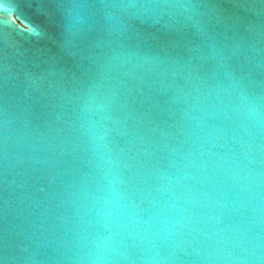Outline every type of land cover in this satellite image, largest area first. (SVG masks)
<instances>
[{
  "label": "water",
  "instance_id": "1",
  "mask_svg": "<svg viewBox=\"0 0 264 264\" xmlns=\"http://www.w3.org/2000/svg\"><path fill=\"white\" fill-rule=\"evenodd\" d=\"M136 2L0 9V264H264V0Z\"/></svg>",
  "mask_w": 264,
  "mask_h": 264
},
{
  "label": "clouds",
  "instance_id": "2",
  "mask_svg": "<svg viewBox=\"0 0 264 264\" xmlns=\"http://www.w3.org/2000/svg\"><path fill=\"white\" fill-rule=\"evenodd\" d=\"M15 8V3H14V0H0V9H4V10H13ZM140 8V5H138V3L136 2V0H128V3H125L123 4L122 6V9L121 11L126 14V15H129V16H135L137 11L139 10ZM69 15L72 16L74 19H76L78 22L81 20V18L79 17V15L75 12V10H70L69 11ZM13 17H15V20L13 19ZM10 20H11V23L12 24H15V25H20L21 23L23 25H26L27 26V29L28 30H24V31H27L29 33H35V34H39L38 30L33 26L31 25L27 20H25L22 16H19L17 15L14 11L12 12V15L10 17ZM116 24L119 26V27H123V20L119 17L116 18ZM19 27V26H18ZM20 28V27H19ZM21 29V28H20ZM73 35H75V33H73ZM109 105L108 104H105V105H101V110L105 113H108L109 112ZM107 118V116H106ZM82 128L84 129H87V128H90L91 126H88V125H82L81 126ZM92 128H95V127H92ZM111 132V129H108V128H103V132L102 134L100 135V139L101 140H105L108 136H109V133ZM89 138L92 139L94 138L91 133L89 134ZM104 148L105 150L108 149V143H105L104 144Z\"/></svg>",
  "mask_w": 264,
  "mask_h": 264
},
{
  "label": "snow or ice",
  "instance_id": "3",
  "mask_svg": "<svg viewBox=\"0 0 264 264\" xmlns=\"http://www.w3.org/2000/svg\"><path fill=\"white\" fill-rule=\"evenodd\" d=\"M13 19L15 20V17H13ZM18 26L21 28V30H28L27 26L23 25L22 23L20 25H18ZM0 126H2V124H0Z\"/></svg>",
  "mask_w": 264,
  "mask_h": 264
}]
</instances>
